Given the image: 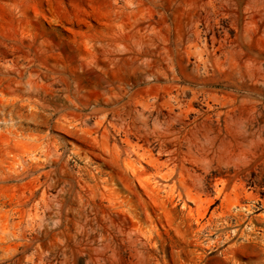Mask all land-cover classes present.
<instances>
[{
  "label": "rangeland",
  "instance_id": "rangeland-1",
  "mask_svg": "<svg viewBox=\"0 0 264 264\" xmlns=\"http://www.w3.org/2000/svg\"><path fill=\"white\" fill-rule=\"evenodd\" d=\"M0 264H264V0H0Z\"/></svg>",
  "mask_w": 264,
  "mask_h": 264
},
{
  "label": "bare ground",
  "instance_id": "bare-ground-1",
  "mask_svg": "<svg viewBox=\"0 0 264 264\" xmlns=\"http://www.w3.org/2000/svg\"><path fill=\"white\" fill-rule=\"evenodd\" d=\"M206 215L205 213L199 212L198 218L196 219V226H197V233H202L205 229H207V224L206 222H203L205 219ZM249 248L252 249H258L255 245L253 244H247ZM205 257L201 256L199 258V263L204 262Z\"/></svg>",
  "mask_w": 264,
  "mask_h": 264
}]
</instances>
